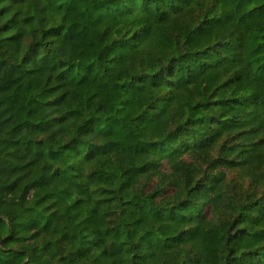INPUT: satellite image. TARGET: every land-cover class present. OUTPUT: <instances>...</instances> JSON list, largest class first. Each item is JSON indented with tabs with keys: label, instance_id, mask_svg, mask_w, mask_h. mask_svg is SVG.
Instances as JSON below:
<instances>
[{
	"label": "trees",
	"instance_id": "trees-1",
	"mask_svg": "<svg viewBox=\"0 0 264 264\" xmlns=\"http://www.w3.org/2000/svg\"><path fill=\"white\" fill-rule=\"evenodd\" d=\"M0 264H264V0H0Z\"/></svg>",
	"mask_w": 264,
	"mask_h": 264
}]
</instances>
